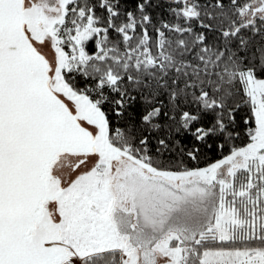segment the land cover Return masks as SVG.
I'll use <instances>...</instances> for the list:
<instances>
[{
	"label": "snow or ice",
	"instance_id": "6c2138e0",
	"mask_svg": "<svg viewBox=\"0 0 264 264\" xmlns=\"http://www.w3.org/2000/svg\"><path fill=\"white\" fill-rule=\"evenodd\" d=\"M0 264H264V0H0Z\"/></svg>",
	"mask_w": 264,
	"mask_h": 264
}]
</instances>
